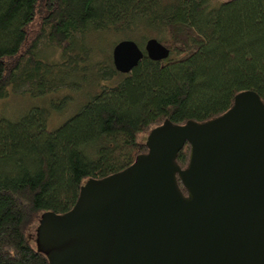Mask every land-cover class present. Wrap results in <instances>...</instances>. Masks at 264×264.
<instances>
[{
  "label": "trees",
  "instance_id": "16d2710c",
  "mask_svg": "<svg viewBox=\"0 0 264 264\" xmlns=\"http://www.w3.org/2000/svg\"><path fill=\"white\" fill-rule=\"evenodd\" d=\"M147 31L169 50L166 60L144 53L121 74L111 51L87 65L89 38ZM124 40L144 52L133 37L113 48ZM43 49L60 60L40 58ZM67 76L84 77L67 83ZM88 82L93 94L49 130L52 112L73 104L71 94ZM66 89L47 107L0 116V264H49L35 247L40 216L69 212L86 181L130 167L154 128L219 117L244 91L264 103V0H0V102L22 90L51 98ZM189 154L185 144L175 160L180 169Z\"/></svg>",
  "mask_w": 264,
  "mask_h": 264
},
{
  "label": "water",
  "instance_id": "95a60500",
  "mask_svg": "<svg viewBox=\"0 0 264 264\" xmlns=\"http://www.w3.org/2000/svg\"><path fill=\"white\" fill-rule=\"evenodd\" d=\"M233 1V0H227ZM169 50L151 38L112 50L129 73ZM190 146L188 165L177 154ZM127 169L80 188L67 213L40 216L35 247L49 264H264V103L253 91L203 123L165 122ZM180 181L186 191L182 195Z\"/></svg>",
  "mask_w": 264,
  "mask_h": 264
},
{
  "label": "rangeland",
  "instance_id": "374dc122",
  "mask_svg": "<svg viewBox=\"0 0 264 264\" xmlns=\"http://www.w3.org/2000/svg\"><path fill=\"white\" fill-rule=\"evenodd\" d=\"M129 37H133L137 43L141 45V47H144V44L147 39L149 38H156L157 36L150 31L147 32H135L131 36H126L124 34H114V33H108L105 35H96L93 38H89L86 40V45L90 48H93V51L90 53V59L87 65H91L94 62H101L103 59H105L106 56H110L113 45L122 39H128ZM144 39V41H143ZM90 43V45H89ZM85 45V44H84ZM51 50V51H50ZM43 49L40 50V53L38 54L40 58L45 59L47 61L52 62H58L60 60V57L58 58L54 52H56L54 49ZM99 52H103L105 55L100 54ZM84 76H78V77H65L67 83L70 82H80L82 83ZM92 78V77H91ZM90 81V79H89ZM87 86H84V90L72 93V100L73 104L78 103L79 104L74 106L72 102H67L66 108L62 109L61 111L54 110L52 112L53 115H51L47 127L49 130H54L57 127H59L62 123H64L68 118H70L73 114H75L80 108V106L88 100L91 94H93L92 90H95L92 88V84H88ZM67 91V92H66ZM72 90H59L58 92H55L53 94H49L51 98H49L48 95L45 97H38V98H31L29 95L24 94V90L16 92H12L10 97L7 98L4 101L0 102V116L6 117L9 119L19 118L20 116H23L27 112H29L33 108L38 107H47L50 102L55 103L58 100H61L63 97L68 96L67 94H70ZM90 94V95H89ZM78 106V107H77ZM77 109V110H76Z\"/></svg>",
  "mask_w": 264,
  "mask_h": 264
}]
</instances>
